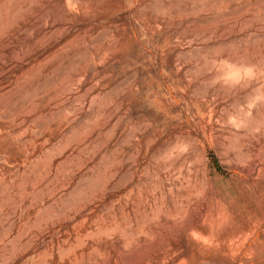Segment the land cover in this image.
Segmentation results:
<instances>
[{"label":"rangeland","instance_id":"1","mask_svg":"<svg viewBox=\"0 0 264 264\" xmlns=\"http://www.w3.org/2000/svg\"><path fill=\"white\" fill-rule=\"evenodd\" d=\"M0 264H264V0H0Z\"/></svg>","mask_w":264,"mask_h":264},{"label":"trees","instance_id":"2","mask_svg":"<svg viewBox=\"0 0 264 264\" xmlns=\"http://www.w3.org/2000/svg\"><path fill=\"white\" fill-rule=\"evenodd\" d=\"M213 159H214V162H215V165H216V168L220 171V172H222V173H227L226 171H224L222 168H221V166H220V164H219V162H218V160H217V158L216 157H213Z\"/></svg>","mask_w":264,"mask_h":264}]
</instances>
